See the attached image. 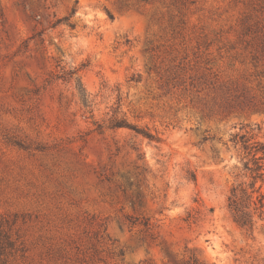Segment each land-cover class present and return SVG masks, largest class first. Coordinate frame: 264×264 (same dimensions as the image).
I'll return each instance as SVG.
<instances>
[{"label":"rangeland","instance_id":"obj_1","mask_svg":"<svg viewBox=\"0 0 264 264\" xmlns=\"http://www.w3.org/2000/svg\"><path fill=\"white\" fill-rule=\"evenodd\" d=\"M246 139L264 0H0V264H264L228 209Z\"/></svg>","mask_w":264,"mask_h":264},{"label":"trees","instance_id":"obj_2","mask_svg":"<svg viewBox=\"0 0 264 264\" xmlns=\"http://www.w3.org/2000/svg\"><path fill=\"white\" fill-rule=\"evenodd\" d=\"M80 96L84 105L88 106L87 94L80 90ZM119 107L114 109L108 128L132 127L125 117L119 115ZM103 127L102 124L98 125L100 131ZM243 149V165L230 189L228 209L233 221L252 233L257 222L256 216L264 219V141L246 139ZM172 264L214 263H210L196 247L185 246L181 257L173 259Z\"/></svg>","mask_w":264,"mask_h":264}]
</instances>
